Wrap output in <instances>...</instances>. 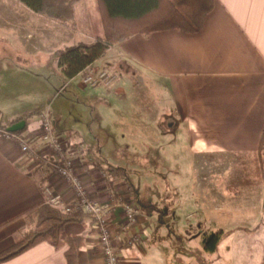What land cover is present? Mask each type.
<instances>
[{"label": "crops", "instance_id": "1", "mask_svg": "<svg viewBox=\"0 0 264 264\" xmlns=\"http://www.w3.org/2000/svg\"><path fill=\"white\" fill-rule=\"evenodd\" d=\"M75 15L77 29L72 30L16 0H0V43L8 48L7 52L34 60V64L40 57H49L50 71L55 75L53 79L33 73L13 63L14 57L10 62L0 58V100L4 99V106H0V130L34 140L42 135V118L48 114L54 123V134L63 139L69 154L93 170L87 176L79 168L76 173L82 176L87 195L110 208L107 218L120 264H168L172 261L168 256V239H157L159 233L153 231L157 226L158 232L164 234L162 227L168 228V224L139 209L142 206L132 182L121 170L108 173L105 168L112 166L102 156L103 148L94 143L84 144L77 127L64 125L68 129L57 135L60 113L52 112L43 96L53 98V103L78 106V102L59 98L55 93L78 81L75 87L81 93L96 98L98 93H104L106 107L99 128L108 129L116 141L122 137L132 149L143 151L135 135L141 136L142 143L152 144L179 127L186 136V149L204 168L205 160L214 168L222 158H240L241 164L250 161L252 165V154L258 149L264 130V0H215L201 29L195 33L157 31L147 36L135 35L110 48L95 63L125 80L124 85L112 91L83 86L77 77L68 80L58 68L62 46L75 42L90 44L103 37L96 0H81L75 6ZM158 86L169 93L175 116H159V100L149 94ZM24 90L30 97L25 103L8 104L13 91ZM14 120L19 121L12 124ZM103 171L107 174L103 175ZM201 175L198 172L197 176ZM46 186L65 201L73 200L71 188L58 174L32 162L14 140L0 135V252L30 228L22 214L44 204L42 191ZM123 201L139 207L136 206L137 223L127 230L122 229ZM186 203L175 199L162 206L166 215H174ZM76 218L79 220L65 224L64 236L84 239L77 264H104L94 222L84 214ZM66 249L42 242L0 264H66ZM217 259L215 256L212 260Z\"/></svg>", "mask_w": 264, "mask_h": 264}, {"label": "rangeland", "instance_id": "2", "mask_svg": "<svg viewBox=\"0 0 264 264\" xmlns=\"http://www.w3.org/2000/svg\"><path fill=\"white\" fill-rule=\"evenodd\" d=\"M63 48L65 46L60 48L59 53ZM7 49L0 43V58L8 62L12 61L11 57H14V61L16 57L24 59V56L12 54L13 51L9 53ZM32 61L29 60L27 67H24V63H13L33 73L55 78L50 71L52 59L43 56L36 64ZM77 82L55 93L59 98L78 102V106L70 103L61 105L59 101L53 103V98L47 94L43 96V102L51 107L49 109L60 113V119L56 118L57 135L68 129L64 125L74 126L79 130L84 144L94 143L103 148L102 156L112 167L119 168L135 186L141 206L155 204L164 210L162 205H170L175 199L189 205L183 204L176 214L164 217L170 230L167 243L170 247L168 256L172 261L168 264H261L264 252V181L258 183L255 180L250 161L241 164L240 158H222L220 163L217 162L219 165L213 168L210 161L205 160L207 165L204 168L202 162L186 149V136L179 127L159 140L155 139L152 144L142 143L141 136L135 135L133 137L138 139L141 149L143 145V151L132 149L122 137L116 141L108 129L99 128L103 122V108L106 107L104 93H98L97 98L89 93H81L75 87ZM152 93L159 100V116H175L171 111L169 93L164 91V87L158 86L155 91L151 89L149 94ZM27 98L30 97L26 90L13 91L8 104L25 103ZM0 106H4V99L0 100ZM91 124L93 134L89 130ZM198 172L203 175L198 177ZM103 173L107 174L106 171ZM168 228L162 227L161 232L168 233ZM234 228L255 231H235L221 241L217 254L204 252L201 245L203 233L226 232ZM187 231L190 235L188 238L185 236ZM217 255L219 260L216 258L213 261Z\"/></svg>", "mask_w": 264, "mask_h": 264}, {"label": "trees", "instance_id": "3", "mask_svg": "<svg viewBox=\"0 0 264 264\" xmlns=\"http://www.w3.org/2000/svg\"><path fill=\"white\" fill-rule=\"evenodd\" d=\"M32 12L44 16L69 27L77 29L75 6L81 0H16ZM100 12L103 37L90 44L75 42L65 46L58 57V68L66 79L77 76L84 68L101 60L109 47L135 35H150L157 31L180 30L195 33L203 25L204 17L213 9L215 0H96ZM16 63L27 67L28 58H15ZM19 120H14L15 124ZM252 174L258 183L264 181V130L258 149L252 154ZM108 173L119 171V168L106 167ZM123 174V172H122ZM124 175V174H123ZM133 189V186H132ZM135 194H137L134 189ZM142 211L154 214L156 219L164 223L166 213L155 204L142 206ZM30 224V228L21 234L7 249L0 252V263L7 262L42 242H50L57 247L66 246L64 253L66 264H77L79 252L84 244L82 236H64V226L71 221H78L76 216H69L46 204L36 205L22 214ZM159 227L153 231L159 233L157 239L165 241L168 233L160 234ZM235 231L253 232L246 228H234L226 232L203 233L204 252L217 254L218 246L223 239ZM189 231L185 232L188 238ZM216 258H219L217 255ZM261 264H264V252Z\"/></svg>", "mask_w": 264, "mask_h": 264}, {"label": "built area", "instance_id": "4", "mask_svg": "<svg viewBox=\"0 0 264 264\" xmlns=\"http://www.w3.org/2000/svg\"><path fill=\"white\" fill-rule=\"evenodd\" d=\"M75 77L85 86L99 87L107 91L115 90L125 84V80L120 74L109 71L95 62L84 68ZM41 124L42 135L34 140L22 139L5 129L0 130V135L5 139L14 140L22 154L32 162L58 174L65 181L73 192V200L65 201L60 194L46 186L42 191L44 204L69 216L87 215L94 222L98 234V247L104 264H120L114 251L113 236L107 218L110 208L106 203L92 200L87 195L82 176L76 173V169L79 168L82 175L87 176L93 170L69 154L63 139L54 134V123L48 114H44ZM103 175L105 174L103 173ZM122 206L124 213L122 229L127 230L137 223L139 210L134 203L126 201L122 202Z\"/></svg>", "mask_w": 264, "mask_h": 264}]
</instances>
